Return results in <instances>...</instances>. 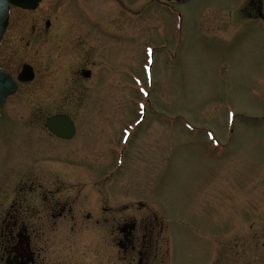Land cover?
<instances>
[{"label":"rangeland","instance_id":"1","mask_svg":"<svg viewBox=\"0 0 264 264\" xmlns=\"http://www.w3.org/2000/svg\"><path fill=\"white\" fill-rule=\"evenodd\" d=\"M94 2L11 9L0 67L35 78L0 118V212L33 182L75 180L83 212L135 220L157 250L149 264H264V0ZM81 4L107 21L97 38L78 37ZM58 113L74 121L70 141L45 126ZM102 234L98 248L62 241L51 264H125L118 230L113 248Z\"/></svg>","mask_w":264,"mask_h":264},{"label":"flooded vegetation","instance_id":"2","mask_svg":"<svg viewBox=\"0 0 264 264\" xmlns=\"http://www.w3.org/2000/svg\"><path fill=\"white\" fill-rule=\"evenodd\" d=\"M45 1L41 2L36 9L41 7ZM83 1L85 3L87 0ZM109 1L105 0V3ZM111 1L118 6V9L128 11L127 0ZM97 5L98 0H95L93 7H89L88 10H95L94 12L97 13ZM79 9L81 10L79 11ZM76 10L78 12H85V15L89 17L87 20L83 19L79 23L77 22L76 26L83 33H79L80 35H78L80 40H84V38H97L100 34L99 29H103L105 25L108 27L107 21L104 22V20H99L96 16L94 17V12L89 15L85 11L87 9H84V5L83 8L80 6ZM45 26L47 29H50V21L45 22ZM68 28V23H62L59 28L61 32L60 36L63 38L69 37ZM106 35L108 36V34ZM82 75L89 78L91 73L88 70H83ZM11 76L14 79L17 78V76H13L12 74ZM20 84L24 83H18V88ZM9 98L5 100L4 106ZM4 106L1 109L0 118ZM49 134L53 136L50 132ZM53 137L63 141H70L75 136L69 140ZM67 181L69 182L68 185L65 184V181V183H61L55 190L40 191L39 193H37L38 183L33 182L30 187L31 189L27 190L28 195H18L10 203L5 212H0V264H51V256H54V253L50 254L49 250L53 249V252H57V250H60L59 248L62 246L60 244L63 241L68 242L70 246L63 244L65 249L69 247L67 252L72 251V245H74V250L78 244L76 240L84 234L89 235L86 241L90 246L98 248L97 231L99 228H102V235L106 234L108 242H111V248H113L115 243L116 229L118 230L122 237L118 242V246L120 247V251L123 252L122 259L125 261V264H149L151 253L153 252L155 257L157 250L153 249L149 243V238L147 239L146 236L140 241L135 220L125 222L126 218H124L122 222H116V217L121 212H116L113 207L103 208L99 216L97 210L99 208L98 204H96V207L95 205L92 206L90 211L83 212L82 201L87 200V198H84L85 196L81 194V191L79 193V190L72 191V187H77L75 180ZM96 186L97 184L94 185V190L99 195ZM145 232L150 234L147 230ZM66 238L68 240L65 241ZM105 250L107 257H110L111 250L108 244ZM64 254L66 255V253ZM102 254H104V251H102ZM71 257L74 256L71 255Z\"/></svg>","mask_w":264,"mask_h":264},{"label":"water","instance_id":"3","mask_svg":"<svg viewBox=\"0 0 264 264\" xmlns=\"http://www.w3.org/2000/svg\"><path fill=\"white\" fill-rule=\"evenodd\" d=\"M42 1L44 0H0V45L9 23L10 8L17 7L24 10H35ZM175 1L186 3L190 0ZM34 77L33 68L30 65H24L16 79L6 70L0 68V111L5 100L16 93L18 83L31 82ZM45 125L52 135L60 139H72L76 133L73 120L65 114H56L48 117Z\"/></svg>","mask_w":264,"mask_h":264}]
</instances>
